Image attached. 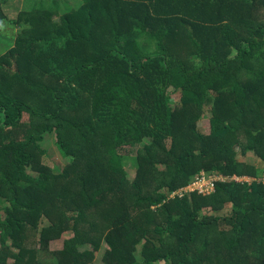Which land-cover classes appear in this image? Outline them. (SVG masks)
I'll return each mask as SVG.
<instances>
[{
  "label": "trees",
  "instance_id": "1",
  "mask_svg": "<svg viewBox=\"0 0 264 264\" xmlns=\"http://www.w3.org/2000/svg\"><path fill=\"white\" fill-rule=\"evenodd\" d=\"M79 1L20 13L0 54V264H264V0ZM203 173L214 194L172 196Z\"/></svg>",
  "mask_w": 264,
  "mask_h": 264
},
{
  "label": "rangeland",
  "instance_id": "2",
  "mask_svg": "<svg viewBox=\"0 0 264 264\" xmlns=\"http://www.w3.org/2000/svg\"><path fill=\"white\" fill-rule=\"evenodd\" d=\"M49 0H7L4 8L6 11V14L8 16V20L5 23V27L3 29V32L1 33L2 37L0 36V54L4 53L6 51L7 48H9V44L7 43L6 39H15L18 35V33L21 31V27L19 25L14 24V22L17 20L18 16L20 13L24 12V11H30L31 8H38L41 3H47ZM79 0H64V9H69V8H73V7H77L79 5ZM4 37V38H3ZM3 51V52H2ZM173 100L174 102H176L179 99V95H173ZM212 113H211V107L210 106H206L205 107V114L203 115L201 122H200V126L199 129L208 134V130L210 128V120L212 119ZM27 118H25L26 120ZM42 148L45 151L44 156L42 157V161L45 165H47L48 167H50L52 169V171L54 173H61L62 170L64 169V167L67 165L68 160L63 158L61 156V154L59 153L56 145H55V138L54 135H48L45 136L44 141L42 142ZM136 154V149H129L128 150V154L126 157V172H127V177L130 181H132L135 176H136V170H135V165H134V157ZM242 162H245L247 164L253 165V166H258V167H262V162L253 154H249L247 156V158H241ZM33 175H36V173L30 171ZM208 175H212V173H207ZM216 176V175H214ZM217 177V176H216ZM210 180V181H209ZM207 181L208 184H210V182L212 181L211 179H209ZM220 180V179H219ZM207 184V185H208ZM5 202H0V222L6 217V212L4 209L5 206ZM232 209V204H227L226 207L221 210L218 211L217 213L209 210L206 211L204 213H202L203 215L205 214H211L213 215L214 213L216 215H227L230 213ZM214 214V215H215ZM47 220L42 218V223L40 225V229H42V227L46 226ZM72 236L71 232H66L63 233L58 239L52 240L50 241V243L48 244V248L50 249V251H58L60 249H62L63 247V241L67 238H70ZM12 241H9L8 244H11ZM36 247L37 249H39V244H36L35 241V245L33 244L32 247ZM41 254L43 255V253L41 252ZM41 255V258H42ZM136 258L138 260H140V246H138V250L136 251L135 254ZM100 259H101V253L97 254V258L95 260V264H100ZM12 261V260H10ZM46 264H49L46 263ZM157 264H163V263H157Z\"/></svg>",
  "mask_w": 264,
  "mask_h": 264
},
{
  "label": "built area",
  "instance_id": "3",
  "mask_svg": "<svg viewBox=\"0 0 264 264\" xmlns=\"http://www.w3.org/2000/svg\"><path fill=\"white\" fill-rule=\"evenodd\" d=\"M211 179L212 181L210 184L207 183V181ZM220 179V180H219ZM221 177H216L214 175H208L207 173H203L200 176H197L192 184H190L188 187L178 190L176 193H174L172 196H179L180 198L186 194L189 193H198L202 196H208L212 195L216 192V183L221 181ZM254 179L249 177H233L230 179V181H235L236 183H242V182H250ZM210 181V180H209ZM208 184V185H207Z\"/></svg>",
  "mask_w": 264,
  "mask_h": 264
}]
</instances>
